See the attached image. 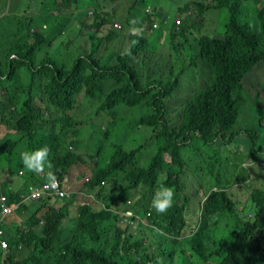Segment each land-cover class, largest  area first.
I'll use <instances>...</instances> for the list:
<instances>
[{
    "label": "trees",
    "instance_id": "1",
    "mask_svg": "<svg viewBox=\"0 0 264 264\" xmlns=\"http://www.w3.org/2000/svg\"><path fill=\"white\" fill-rule=\"evenodd\" d=\"M98 1L99 8L110 11H92L87 21L91 24L94 16L99 18L98 26L93 25L95 31L82 34L71 21L78 0H54L57 15L43 32L32 25L35 20L29 21L28 33L20 31L22 42L11 40L9 46H0V57H4L0 59V90L10 93V86L21 85L22 70L30 71L29 91L20 111L17 101L2 102L0 91V124L6 123L11 130L0 136V196L5 195L7 204L17 203L31 187L48 181L49 172L64 178L71 166L90 160L95 169L85 187L96 191L106 207L93 211L81 205L76 215L69 202L58 210L50 206L38 215L34 210L38 206H22L19 213L24 208L31 212L27 224L18 218L25 229L8 215V222L2 221L6 232L0 233V264H264V183L245 192L242 206L241 196L232 199L226 189H217L208 194L203 208L189 214L186 204L190 199L180 183V176L194 161L191 147L228 144L237 134L233 130L241 112L243 87L264 61V0L193 3L184 17V29L168 35L178 58L161 65L158 57L167 48L162 24L169 16L157 14L160 27L152 30L155 20L146 11L137 20L129 16L119 20L112 0ZM10 3L14 0H3V5ZM221 9L228 11L229 21L222 31L208 34L213 28V10ZM13 10L27 14L22 4ZM156 11L154 6V15ZM252 14L257 17L255 27L248 21ZM115 21L120 22L119 29ZM71 30L77 33L69 37ZM4 34L19 39L10 32ZM113 40L121 50L102 60L96 49ZM69 42L77 53L74 58L68 55L71 64L53 52L66 50ZM186 70L190 73L185 78ZM196 78L199 81L191 83L188 96L177 98L182 83ZM81 96L97 105L98 118H92L86 136L105 144L108 160L103 166L99 157H84L77 148L82 123L71 125L68 113L85 105ZM120 105L146 108L134 125L125 126L117 135L114 117ZM101 119L99 126L94 124ZM258 124L264 128V117ZM228 131H232L229 138ZM134 137L142 143L136 145ZM111 138L115 144L108 146ZM251 140L255 142V137ZM45 145L50 152L42 169L45 173L39 176L42 171L24 167L20 153ZM145 146L150 149L147 165L141 156ZM249 154L260 159L264 145H250ZM256 162L264 172V162ZM16 177L24 178L13 185ZM237 180L243 185V178ZM102 181L105 185L100 186ZM161 187L171 188L177 198L164 214L151 206ZM248 205L254 210L244 215L240 208ZM42 206H46L44 201ZM127 210L134 213L130 219L124 214ZM86 213L92 215L79 219ZM136 216H147V224ZM189 216L196 221L190 222ZM231 218L234 224L223 223ZM2 240L8 242L6 248Z\"/></svg>",
    "mask_w": 264,
    "mask_h": 264
},
{
    "label": "rangeland",
    "instance_id": "2",
    "mask_svg": "<svg viewBox=\"0 0 264 264\" xmlns=\"http://www.w3.org/2000/svg\"><path fill=\"white\" fill-rule=\"evenodd\" d=\"M113 1V8L116 6V19L122 20L123 18L130 16L131 20H137L140 17L146 15L145 10L149 6H155L165 12L169 16L168 22H163L162 30L164 31L165 44L167 48L164 49L159 55V65L161 62H165L166 60H170L174 62L178 56L175 50L171 49L170 41H169V34L172 31H176L179 29H184V17L187 11L191 8L192 4L195 2H199L202 0H112ZM118 4H114V2ZM123 4L121 5V2ZM31 3V9H34L38 6V0H24V5L26 3ZM45 3L44 12H49L54 10L52 14H56L54 5L48 6L51 1L50 0H43ZM208 2L212 3V0H208ZM54 3V0H53ZM78 7L74 14V19L77 17H85L88 18L89 16L93 15L90 11H99V1L98 0H78ZM126 6V10L122 9V6ZM123 6V7H124ZM14 3H10L8 6L3 5V0H0V46H9L10 43L22 42V35L28 33L27 24L30 25L31 22L35 20L32 24L35 25L38 30L43 32V28L45 25H50L48 21H42L39 19L42 16V12H39L38 16L32 19V15H27L24 12H18L13 10L15 9ZM118 8V9H117ZM151 8V7H150ZM252 8V7H251ZM74 9V8H73ZM192 9V8H191ZM42 6H41V9ZM110 10H106L109 12ZM226 12V13H225ZM210 13V12H209ZM208 12L206 13L205 17L207 18ZM227 10H213V28L208 32V34H214L217 32L222 31L223 25L225 21H229L230 15ZM123 15L119 18V16ZM45 16V15H43ZM101 16V14H100ZM110 18L112 17L109 15ZM7 17L5 22H2V18ZM206 18L202 22H206ZM112 19V18H111ZM98 17L94 16V21L90 24L86 19H78V23L76 25L79 32L82 34L86 33L89 29H92L91 26H98ZM250 25L255 27L257 23V17L252 14L251 17L248 19ZM113 22V21H112ZM4 23V24H3ZM200 27V26H199ZM34 28V27H32ZM195 28V27H190ZM20 29V30H19ZM132 31H137L136 27L130 28ZM193 30V29H192ZM204 30V29H203ZM95 31V28H93ZM11 33L15 34L19 39L16 40L12 36L10 38L3 36L4 33ZM203 34V33H202ZM71 35H75V31H72L68 34L70 37ZM67 37V36H66ZM12 40V42H11ZM63 43L68 42L65 38L63 39ZM67 45V44H66ZM127 46V45H126ZM125 46V47H126ZM55 57L58 58H67V64L72 63V59L70 57H75L77 55L76 50H74L73 45L69 42L68 47L62 49H54ZM100 52L102 56V60L109 58L111 55H114V52L120 51V46L118 41L113 40L110 42H106L101 46L100 49H96ZM189 49L187 50V52ZM4 57H0L2 60ZM198 70H194V73ZM175 71L174 73H176ZM185 78L189 75L190 70H186ZM21 85L13 84L10 86L11 92L8 98L9 102L17 101L16 106L17 110L23 106V103L28 95L29 91V82H30V71L28 68H24L21 73ZM196 76V75H195ZM184 76L181 78L183 81ZM185 80V79H184ZM195 81H199L198 78L192 80L189 84L187 81L182 83L181 89L177 93V98H185L189 94V89L192 87V84ZM192 83V84H191ZM21 88L23 89L22 92ZM243 94L239 99V104L241 106V112L239 113L236 127L234 128L233 132H237V134L233 137V139L227 144H221L215 142L211 145H205L198 143L196 147L190 148V156L192 158L193 163L189 171H185L180 176V183L182 184V192L186 194V196L190 199L189 202L186 204L188 214L192 211L198 212L199 211V201L205 198L210 192L215 191L217 189H226L230 195H232V199L238 195L241 196V202L239 203L240 206L244 204L245 199V192L254 186H262L261 183H264V172L262 171V166L256 161L260 163L264 162V156L257 160L253 157H250L249 148L250 145L261 147L264 145V128L260 127L258 122L259 118L264 117V61L259 65L256 66L253 72L251 73L250 77H248L244 87H243ZM181 96V97H180ZM79 100L84 103L83 107L79 106L77 109L69 112L71 119V125H75L77 122H81L82 126H79V129L82 130L83 134L78 135L80 136L78 139V151L84 153V157H99L101 159V166L105 164V161L108 160V154L106 146L103 142L94 140L86 135L89 132V128L93 125L92 118L95 116V106L92 105L88 99H84L82 96L79 97ZM146 107H131L127 105H120L115 110V130L116 134L120 135L122 130L125 126L134 125L137 117L142 114H145ZM98 118V117H96ZM112 119L111 117H109ZM100 119V118H99ZM102 123L101 120L94 121L95 125ZM104 128L105 125H102ZM242 130V131H241ZM11 131L8 126L5 124H0V136H4ZM252 131L256 132V135L249 134ZM248 132V136L247 133ZM228 137L232 134V131L227 132ZM255 137V142L251 140V137ZM27 138V137H26ZM25 138V139H26ZM124 138V136H123ZM122 138V139H123ZM135 138V137H134ZM143 139L147 140L148 135H144ZM135 138V144L139 145L142 142ZM62 143L66 144L67 139L64 137L62 139ZM115 144L111 138L109 141L108 146ZM131 144V143H129ZM200 150H196L197 148ZM99 148H103L105 152H98ZM142 162L143 165H147V155L150 154V149L148 146L142 148ZM260 153V152H259ZM204 156V158H203ZM205 159V160H204ZM149 163V162H148ZM95 168V162L86 160L84 163H80L79 165H73L70 168L71 179L73 187L75 189H83V181L85 177H90L92 175V171ZM262 171V172H261ZM261 173L260 176L258 174ZM40 176V174H39ZM24 177H16V181H14L13 185H18L21 183ZM243 178V182H246L245 185L241 186L240 183L237 182V179ZM12 185V186H13ZM136 192L133 193L135 195ZM183 196V194L181 195ZM176 196L174 193L175 201ZM81 200H76L74 202L75 205H78ZM85 201V200H83ZM95 204V203H94ZM192 206V208L190 207ZM243 210L244 215L251 214V211L254 210L251 205L246 207L240 208ZM27 209H20V213L17 211L14 218H11L13 215L9 216L8 218L15 220L17 217H21ZM46 209H42L38 215H41L45 212ZM30 212V211H29ZM31 213V212H30ZM190 222H195L196 217L189 216L188 217ZM224 222H230L234 224V221L228 219ZM25 225H22V229H25ZM135 227V225H133Z\"/></svg>",
    "mask_w": 264,
    "mask_h": 264
},
{
    "label": "clouds",
    "instance_id": "3",
    "mask_svg": "<svg viewBox=\"0 0 264 264\" xmlns=\"http://www.w3.org/2000/svg\"><path fill=\"white\" fill-rule=\"evenodd\" d=\"M151 7L152 11L154 9V6H149ZM148 8V7H147ZM146 8V9H147ZM146 11V10H145ZM92 12V11H90ZM157 11L155 12V21L158 22V25L160 27V21L158 19L157 16ZM169 19H165V22H168ZM158 27V28H159ZM157 28V29H158ZM3 93V96L1 98L2 102H5L8 100L10 93L9 92H5L0 90ZM50 152V149L48 148V146H43L35 151H22L20 153V158L21 161L24 165V167L26 169H28L29 171L32 172H40L42 171L45 162L47 161V156L48 153ZM79 165V164H77ZM50 166V165H49ZM95 169V168H94ZM93 169V171H94ZM92 171V174H93ZM45 173V171L40 172L39 174L43 175ZM71 172L68 171V174L64 176V178H61L59 175L55 176L54 174H52L51 172H49V179L48 181H46L45 183L39 185V186H33L30 188L29 192L22 194V196L20 197L19 202L17 203H13L10 204L11 206H14V209L11 212L6 213V215L3 217V209L0 206L1 213H0V218L1 221H5L8 222V219L6 218L7 215L8 217L11 215H14L17 213V210L19 208H22V206H31V205H36L38 206L37 208H34V210L36 211H41L42 209H46L48 207H52L54 209H60L62 207H64L67 203L71 202L72 207H73V212L74 214L77 215V207L81 206V205H86L88 206L90 209H92L93 211H99V209L102 207H106L105 203L98 198L96 191H92L89 190L85 187V184L88 183L90 181V178L92 177V175L90 177H85L84 181H83V189H75L73 187L72 181L71 179L69 180V177L71 178ZM46 183H49V185H51L52 187H55V184H57V188L56 189H46L44 186ZM243 185L246 184V182L242 183ZM105 185V181H102L100 186ZM241 185V186H243ZM58 189V190H57ZM59 191L63 192V195L59 194ZM36 193H39L38 196H34ZM208 196V195H207ZM203 198L201 201H199V206L201 208H203V203L205 202L206 198ZM174 199V191L169 188V187H161L160 190L157 192V194L153 197L152 199V208L158 213V214H164L168 211V209L172 206V202ZM1 200V199H0ZM76 200H81L80 203L78 205H75L74 202ZM85 200V201H83ZM46 203V206H42V202ZM95 203V204H94ZM26 209V208H24ZM45 210V211H46ZM127 213V218H131L133 217V211L131 210H127L124 212V214ZM92 215V213H86L83 214L79 219ZM148 216H150V214H148ZM137 217V221H140L143 224H147L148 222V217L144 216V217H140V216H136ZM146 220L145 222H142V220ZM133 225H137V223H134ZM4 232V229H3ZM4 234V233H3Z\"/></svg>",
    "mask_w": 264,
    "mask_h": 264
},
{
    "label": "crops",
    "instance_id": "4",
    "mask_svg": "<svg viewBox=\"0 0 264 264\" xmlns=\"http://www.w3.org/2000/svg\"><path fill=\"white\" fill-rule=\"evenodd\" d=\"M43 0H38V6H36L34 9H31V6H32V4L31 3H26L25 5H24V0H14V4L16 5V6H20V4H22V5H24V6H26V10H25V12L28 14V15H32V19H34L35 17H37L38 16V14H39V12H42L43 14H42V16L39 18V19H41L42 21H48V22H52V20H53V18H54V16L55 15H57V12H56V14H52L53 12H54V10H52V11H49V12H44L45 10H44V5H45V3H43L42 2ZM51 1V3L48 5V6H50V5H54V3H53V0H50ZM115 4H118V3H116V1H115ZM41 6H42V9L43 10H40L41 9ZM101 12H106V10L104 9V8H101ZM157 13H158V15L159 16H161L162 18H165L166 16H168L165 12H163L162 10H160L159 8H157ZM43 15H45V16H43ZM130 17V16H129ZM141 18V17H140ZM78 19H88V18H85V17H81V16H79V17H77L76 19H72L71 21L73 22V24L75 25V27H76V25H77V23L79 22L78 21ZM78 21V22H77ZM46 26H49V25H45V27ZM92 27V29L94 28V26H91ZM76 29H77V27H76ZM92 29H89L86 33H88V32H92L93 30ZM73 30H71L70 32H72ZM79 31V30H78ZM75 33H77V31H75ZM73 35H71L70 37H72ZM119 46H121V45H119ZM29 215H30V212L28 211V210H26L25 212H24V214L21 216V217H17L15 220L16 221H18L19 222V224H20V226L22 225V223L19 221V219L18 218H21L22 220H24V221H26V224H27V219H28V217H29ZM0 227L2 228V229H4V224H2V222L0 223ZM6 232V230L4 229V233Z\"/></svg>",
    "mask_w": 264,
    "mask_h": 264
},
{
    "label": "built area",
    "instance_id": "5",
    "mask_svg": "<svg viewBox=\"0 0 264 264\" xmlns=\"http://www.w3.org/2000/svg\"><path fill=\"white\" fill-rule=\"evenodd\" d=\"M146 12L150 14V17H151L152 20H155L154 12L152 11V9L150 7H148L146 9ZM114 27H115V29H119L121 27L120 22L115 21L114 22ZM158 27H159L158 22L157 21L153 22L152 30L157 29ZM44 187L46 189H51V188L56 189L57 188V184H55V187H52L51 185H49V183H46ZM59 194L63 195L64 193L59 191ZM38 195H39V193H36L34 196H38ZM0 199H1L0 200V206L3 209V217H4L6 215V213L11 212L14 209V206H11V205L7 204V202H6L7 199H6L5 195H1ZM125 215H127V213ZM0 221H1V218H0ZM145 221H146L145 219L142 220V222H145ZM0 233L1 234L4 233L3 229L1 227H0ZM1 245H2L3 248H6L8 246V242L6 240H2L1 241Z\"/></svg>",
    "mask_w": 264,
    "mask_h": 264
}]
</instances>
